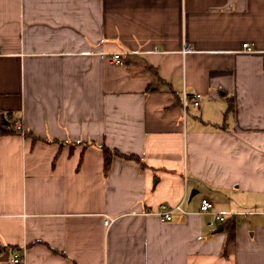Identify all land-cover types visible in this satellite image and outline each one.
<instances>
[{
	"label": "crops",
	"instance_id": "crops-1",
	"mask_svg": "<svg viewBox=\"0 0 264 264\" xmlns=\"http://www.w3.org/2000/svg\"><path fill=\"white\" fill-rule=\"evenodd\" d=\"M0 123V264H264V0H0Z\"/></svg>",
	"mask_w": 264,
	"mask_h": 264
},
{
	"label": "built area",
	"instance_id": "built-area-1",
	"mask_svg": "<svg viewBox=\"0 0 264 264\" xmlns=\"http://www.w3.org/2000/svg\"><path fill=\"white\" fill-rule=\"evenodd\" d=\"M188 49H189V47L187 46L183 51L185 52ZM242 50L243 51H250L251 50L248 43H243ZM111 60L114 63H121L120 53L119 52L113 53L111 55ZM198 98H199L198 94L189 95L183 91L182 98H181L183 111L185 112V110L189 104H193L194 106H198ZM16 129L17 130L22 129L20 123H18V122L16 123ZM211 209H212L211 201L208 198H202L200 200L199 213H211L214 215L216 220H218V221L224 220V215H221L220 213L212 212ZM175 210L184 212V209H183L181 203H179L173 207H168L165 204H161L158 206L157 209H155L153 211H148V212H146V214L156 215L161 219V221H170L172 218V212ZM110 221H111V219L109 217H105V223L106 224H109ZM23 260H24L23 256L18 254V253L14 254V256L12 258L13 262H22Z\"/></svg>",
	"mask_w": 264,
	"mask_h": 264
},
{
	"label": "trees",
	"instance_id": "trees-1",
	"mask_svg": "<svg viewBox=\"0 0 264 264\" xmlns=\"http://www.w3.org/2000/svg\"><path fill=\"white\" fill-rule=\"evenodd\" d=\"M231 108H232V102L229 104V109H231ZM8 132H9V129L0 123V135L6 134ZM35 139H36V137H35ZM113 154H117V153H113L105 147L103 148L105 170H108V168L110 166V160H111V157ZM228 239H229L228 241H232L233 235H230Z\"/></svg>",
	"mask_w": 264,
	"mask_h": 264
},
{
	"label": "water",
	"instance_id": "water-1",
	"mask_svg": "<svg viewBox=\"0 0 264 264\" xmlns=\"http://www.w3.org/2000/svg\"><path fill=\"white\" fill-rule=\"evenodd\" d=\"M221 228V227H220Z\"/></svg>",
	"mask_w": 264,
	"mask_h": 264
}]
</instances>
